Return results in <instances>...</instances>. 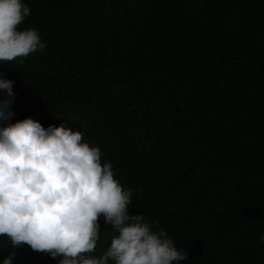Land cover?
<instances>
[{
	"label": "trees",
	"instance_id": "obj_1",
	"mask_svg": "<svg viewBox=\"0 0 264 264\" xmlns=\"http://www.w3.org/2000/svg\"><path fill=\"white\" fill-rule=\"evenodd\" d=\"M24 3L18 28L46 47L0 61L11 123L84 133L133 192L129 215L157 220L181 264H264V0ZM98 223L95 257L118 235ZM10 252L13 264L61 258L0 236V264Z\"/></svg>",
	"mask_w": 264,
	"mask_h": 264
},
{
	"label": "clouds",
	"instance_id": "obj_2",
	"mask_svg": "<svg viewBox=\"0 0 264 264\" xmlns=\"http://www.w3.org/2000/svg\"><path fill=\"white\" fill-rule=\"evenodd\" d=\"M24 0H0V61L27 57L46 47L37 29L20 30L30 16ZM21 62L23 60L21 59ZM13 81L0 79V236L15 247L61 257L58 264H181L188 256L159 223L129 215L133 192L114 178L98 146L64 122L47 128L31 117L11 123ZM142 191V189H140ZM118 233L100 257L89 255L100 224ZM10 252L2 264H13Z\"/></svg>",
	"mask_w": 264,
	"mask_h": 264
}]
</instances>
